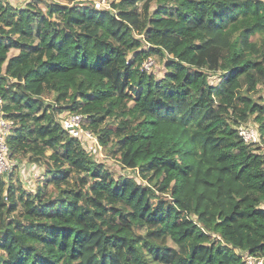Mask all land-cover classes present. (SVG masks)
Wrapping results in <instances>:
<instances>
[{
    "label": "trees",
    "instance_id": "1",
    "mask_svg": "<svg viewBox=\"0 0 264 264\" xmlns=\"http://www.w3.org/2000/svg\"><path fill=\"white\" fill-rule=\"evenodd\" d=\"M91 1L43 12L40 0H0V95L15 124L0 264L264 257V0ZM150 58L162 77L143 67ZM68 113L127 173L69 136ZM249 123L262 145L239 136ZM24 162L45 166L35 191L14 178Z\"/></svg>",
    "mask_w": 264,
    "mask_h": 264
},
{
    "label": "built area",
    "instance_id": "2",
    "mask_svg": "<svg viewBox=\"0 0 264 264\" xmlns=\"http://www.w3.org/2000/svg\"><path fill=\"white\" fill-rule=\"evenodd\" d=\"M96 9L109 8L107 0H97L94 2ZM154 65L152 58L144 63V68L150 71ZM5 101L0 95V175L9 173L15 166V162L9 160V147L7 144V137L11 133L14 122L6 118L4 112ZM61 122L65 131L69 136L83 142L84 147L92 154H99L101 152V144L98 137L89 129L85 128V118L80 113H68L61 116ZM238 133L241 139L246 144H260L262 145L261 136L257 125L249 123L242 124L238 127ZM246 264H264V257L247 255L244 256Z\"/></svg>",
    "mask_w": 264,
    "mask_h": 264
},
{
    "label": "rangeland",
    "instance_id": "3",
    "mask_svg": "<svg viewBox=\"0 0 264 264\" xmlns=\"http://www.w3.org/2000/svg\"><path fill=\"white\" fill-rule=\"evenodd\" d=\"M13 4L15 5H26L27 3L32 2L33 0H11ZM111 1V0H110ZM92 1L91 0H85L86 4L91 5ZM108 2V1H107ZM50 3H61V4H67L69 3V0H40L39 7L43 9V12H45V5H48ZM18 53L17 50H12L9 54V57H12ZM150 70L157 75V77H162V75L165 72L164 65L161 61H156L154 60V65L150 68ZM212 82H216L215 84L220 82V78H217V76L212 77ZM263 87V88H262ZM259 87L260 92L259 94L261 96L264 95V86ZM49 99L52 100L53 95H48ZM64 115V114H63ZM62 114L60 116H63ZM98 160L101 163H104L107 168H109L112 172H114L117 176L121 174L127 173L126 171H122L120 168V165L118 163V157L115 154V152L109 150L108 148H105L102 146L101 152L99 154H96ZM26 161V160H25ZM44 168L43 167H38L36 165L32 164H26L25 162L19 166L18 173L14 176L15 180L17 178L21 177L22 181L25 184V187L28 190L35 191L38 187L39 184L43 182V176H44ZM128 171H130V168H127ZM143 231V230H141ZM122 251H119L117 254V257L115 258V262L118 264L120 263V257H121Z\"/></svg>",
    "mask_w": 264,
    "mask_h": 264
},
{
    "label": "clouds",
    "instance_id": "4",
    "mask_svg": "<svg viewBox=\"0 0 264 264\" xmlns=\"http://www.w3.org/2000/svg\"><path fill=\"white\" fill-rule=\"evenodd\" d=\"M256 125V124H255Z\"/></svg>",
    "mask_w": 264,
    "mask_h": 264
}]
</instances>
